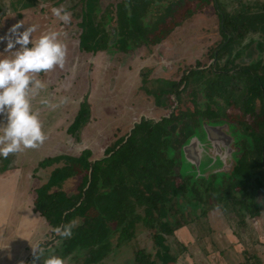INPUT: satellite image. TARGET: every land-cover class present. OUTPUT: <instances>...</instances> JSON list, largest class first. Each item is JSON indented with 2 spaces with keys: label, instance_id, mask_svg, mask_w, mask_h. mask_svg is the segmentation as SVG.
I'll list each match as a JSON object with an SVG mask.
<instances>
[{
  "label": "rangeland",
  "instance_id": "1",
  "mask_svg": "<svg viewBox=\"0 0 264 264\" xmlns=\"http://www.w3.org/2000/svg\"><path fill=\"white\" fill-rule=\"evenodd\" d=\"M39 1H41L42 4L44 3L42 1L45 0ZM122 1L123 0H97L96 3L100 8L98 15L106 12L107 15L109 14V24L115 23V21H117L115 16L117 3ZM69 2H73L80 7V3H85V0H62L63 5L69 6ZM220 3L224 10L233 14L235 17H238L239 25L245 24V27L243 28L246 30V34L243 36H237V33H235V40L232 42L231 46L224 50L223 57L220 59L218 65L223 67L227 64V66H229L227 69H230L231 71H229V73H233V67L235 65L234 61L229 63L227 61L228 59H234V57H236V52L240 51L242 56L235 58L237 65H244V63L252 65L258 60L260 66L257 72L260 75L264 74V0H220ZM214 4L215 3L211 0H154L153 3H149V8L145 15L144 22L147 24V29L142 37L137 38V40L131 39L130 45L125 51H120V48L118 49V44L111 45L110 43H107L108 46L106 45L107 47H105L107 49H102H105V52L106 50H110V53L108 56L103 55L99 58V71L115 75L116 77L114 80L116 82L119 78L118 74L122 73L123 69L130 74L131 70L133 71L139 68L142 59L151 55L154 56L151 63L156 64V67H144L142 68V72L144 73L142 75L140 74V77L146 76V78H149L150 85L158 86V83L154 82H158L159 79H163L164 77H169L172 79V82H178V84L176 83L178 87H176L179 90H182L184 82L182 81L180 83L179 81L182 80V77H184V74L187 71H190L195 67L200 69L205 68L207 74L212 76L213 71L210 70V67L213 70L216 68L214 67L215 59L212 53L223 41H225V36L220 26L221 20L219 13ZM41 8L45 10V13L48 14L47 16H52L50 12L51 5L49 3H46L43 6H38V9L42 10ZM241 13L242 16L239 17L238 15ZM85 15L86 13L82 15L84 17V21L80 25L82 28H80L79 24L73 25L71 22V25L73 26L70 28L66 26L67 30L63 31L69 35L73 33L75 39H71L72 41L70 40L72 44L68 47L66 45L64 66L55 69V72H64V70L69 71L68 75H71L73 80L61 78L57 80V86L52 83L54 88L56 86L55 92L52 89L48 90L46 87L45 89H41L32 99L33 108L39 110V116L47 136L46 140L35 148H28L17 153H10L9 156L6 157V162H3L2 166H0V170H2L1 168H4L8 171H4V169L0 171V212H2L4 216L11 212L10 205L12 201L15 199L17 193L18 195L21 193V191L18 190V185H26L27 187V191H24L20 199L28 198L31 200L29 204L32 206L33 204L31 203L34 202L35 205L34 198L37 195L35 189L42 186L40 185L41 183L47 182L51 169L57 165L54 164L47 167L39 166L36 165L38 164V160H42L44 157L49 158L50 156L58 155L59 153H66L70 150H72V154L78 153L79 155V153L82 152V148L90 145L94 156L90 159L94 161L96 158L104 157L105 148L113 146L118 137L126 134L128 135L129 130L132 128V123L129 125L128 122H131V118H133L134 121L135 115L137 114V103L133 97L135 94H133V91L131 90L132 88H130L132 92H128L126 88L122 87L124 89L122 92L123 89L118 88L117 85L114 91L115 95L112 94L111 97L113 99L112 101H115V97L118 98L119 96L121 102L125 104V108L121 111V114H119V111H116L118 109L117 102H115L114 106L111 102L105 100L107 104L110 105V107L108 106V117L110 119L114 118V120H110L113 124H104L103 128L102 123L104 122L100 114L102 104L98 105V101L96 100L95 102L94 100L93 104L95 109L97 108L96 111L98 113V115L93 118L95 119L94 126L92 125L91 128L89 126L88 128H84V134L81 135L80 138H68V140L61 145L60 137L62 134L51 131L54 125L56 126L62 121H65L66 123L60 126V129L65 132L69 121H67V119H70V121L74 120V113L76 115L81 107L80 101L87 90V76L90 81L92 78L96 81L95 85H102L103 87L98 76L93 75L92 78H89L90 72L99 68L95 63L92 70L88 68V66L92 65L91 60L87 62V58H90L88 56L92 55V49H89V54L86 51L80 52L82 54H88L86 58L81 54H77L79 50V33L85 34L87 31L88 35L94 34L92 29H89L92 24L89 25ZM72 20L76 21L75 18L71 17V21ZM54 22L56 28L59 27L62 28V30L64 29L61 22H57L56 19ZM178 22H180L179 25H177ZM170 29L174 30L166 36L167 38H163V40L161 42L159 41L157 44L154 43L156 36L162 37ZM259 43L260 45L258 47L260 50L257 48ZM261 44L263 50L261 49ZM98 50V48L93 49L94 52H97ZM248 52L253 53V58L250 59V61L246 60L247 62H244L241 58L248 56ZM96 54H99V52ZM137 58L141 60L133 66L132 63H134ZM110 62H113L115 65L111 70L108 67ZM115 69H118L119 73ZM99 71H96L95 73ZM163 71H166V73ZM55 72L53 75H55ZM115 72L116 74H114ZM136 75V79L139 81L140 78L138 77V72ZM247 76V74L246 76L244 74L242 77L236 76V79L229 83L227 90L223 94H216L212 99L208 97V90L205 88V85L190 82L188 85L189 87L186 90H182L181 96L178 97L174 93H172L171 96H164V99H167L168 104L165 108L156 107L155 110H157V114L155 113V118L159 117L162 113H164L162 116L171 115V117H177L172 118L173 124L169 127L171 130L178 132L179 139L181 140L186 137L189 130H195L193 126L194 120L197 121L198 119L199 121H202L208 119L206 116L207 113L202 114V112H205L206 110L214 113L222 111L226 116L229 115L225 118V122L229 124L232 133L234 130H237V128L244 131V125L238 126L239 122L237 121L242 118L240 114L243 113L242 110L245 100L247 97L252 98L251 93L253 94L254 91L252 89V92H249L248 88H246L247 85L251 84V80L250 78H247ZM151 80L155 81L152 82ZM73 81L75 82L74 86L72 84L70 85ZM109 89L111 90V88ZM99 93L97 95H99ZM234 95H238L233 99L234 102L229 101L231 100L230 97H234ZM45 98L49 101L48 105L40 103L41 99ZM73 99L76 100L75 104L72 103ZM253 103L255 104L256 110L260 111L262 102L260 101L259 96L253 99ZM250 104H252V102ZM102 110L104 111V109ZM183 112L189 113V115L185 116ZM66 116H69V118ZM231 116L232 118L230 119ZM123 118L126 119L123 120ZM179 118L180 121H178ZM157 119H160V117L156 118V120ZM99 123L100 128H98ZM79 128L80 125L77 128V131ZM75 133L76 129L73 125L70 129V134L73 135ZM90 137H92L91 139H93V141L88 144L86 139L89 140ZM80 139L81 141L83 139V142H80ZM119 141H122L121 138H119ZM124 143L125 141L119 143V146ZM240 155L241 153L238 152L237 156ZM13 158L15 159L12 160ZM164 160V157L156 158V164H154V167L160 166V164L164 163ZM150 167L154 168L152 166ZM9 170L12 172H9ZM79 170L80 168H77V171ZM79 172L62 182L58 189L64 190L69 195L77 194L79 192V183L83 173ZM154 172L158 174V169ZM150 177L151 178H147V181L145 182L141 179L139 187L146 195L160 193L161 190L156 186L157 180L153 174ZM175 177L176 176H174V178ZM176 181L181 182L182 180H180V177H176ZM222 182V184L220 183V185L217 186L219 189V195L213 194L211 195L212 197H209L208 194L205 195V197L203 196L204 199L197 200L198 196H195L194 193L187 190V192L182 191L178 196L168 194V199L164 204L162 202L158 203V206L164 205L166 209H168V213L163 219H168L171 225H174L176 220L181 221L183 224L181 227L175 229L173 234H166L167 238L165 240V243L170 247L169 252L171 255L179 258L178 261L186 256H193L192 260L195 261L197 257H199L197 254L198 246H201L203 243L212 242L211 240H213L214 234L221 231L219 230V225H215L212 220V211L215 205L222 202L224 206L223 211H221L222 215L224 216L225 214H228L232 218H240L239 215H241L240 213H243L244 209L242 207L244 206H247L248 209L252 210V205L248 201L253 199V195L248 201L245 198L241 199L240 193L236 194L240 191V186L238 185L234 187V191H230V195L223 197V200L220 201V199H222L221 193L228 188H231L227 180L223 179ZM250 182L251 184H249V182L247 184L250 185L248 190L253 188L257 197L264 194V188H262L261 191L257 181L251 179ZM259 184L262 185L260 182ZM86 187L87 184L83 189ZM54 189H57V187H53L50 192ZM250 192H252V190H250ZM235 195H237V198L234 197ZM28 199L25 201L26 203L28 202ZM81 199L82 196L79 197V201ZM145 205L146 204L137 205L134 213L129 211L127 213V218L123 220V223L119 219H108L107 224L110 227V234L107 239L109 242L108 252L100 261L90 264H134V262H137L136 257L138 255H144V258L147 259V262L144 264H149L152 260L155 261L154 264H164L157 255L160 246L154 237V233L161 231L162 229L160 227L161 220L158 219L160 216L158 212H154V217L152 218L145 216ZM254 208H256V206ZM89 210L90 214L97 213V209L94 207H91ZM16 212L17 213L15 214H12V212L11 215L9 214L11 217L10 221H20L21 216L23 218L32 215L31 212L22 208H19ZM136 216H138V218L135 219L134 224H128V221ZM146 217L147 220L150 221L149 223L146 222ZM245 219L248 218L246 217ZM231 222L233 225L237 224V220ZM19 224V222L14 224L13 231L15 234H17L16 230H19L20 228ZM183 227L186 229L184 230ZM123 228L127 229L128 234L125 236V239L120 240ZM46 229L47 237L45 238V241H43L45 243L43 246L39 247L41 250V261L49 254H56L66 258V264H83L85 262L90 247L83 249L75 248L65 256L66 253H64L63 250L62 237H58L57 234L52 231L53 228ZM234 229L238 230V227L234 226ZM182 233H188V236L184 238L181 236ZM222 235V233L219 234L221 238ZM29 236L30 237L28 238L31 239L32 234H29ZM34 236L35 235H33V237ZM222 240L224 241V238H222ZM25 241L27 243L26 239ZM186 245H188L189 249H187ZM229 250L233 251V249ZM181 255L183 256L180 259ZM32 261H34V258ZM35 264H40V262L36 260Z\"/></svg>",
  "mask_w": 264,
  "mask_h": 264
},
{
  "label": "trees",
  "instance_id": "2",
  "mask_svg": "<svg viewBox=\"0 0 264 264\" xmlns=\"http://www.w3.org/2000/svg\"><path fill=\"white\" fill-rule=\"evenodd\" d=\"M148 3L149 0H128V3L117 4L115 13L116 20H118L117 41L124 42L126 41V37L136 40L142 37L147 29V24L144 22V19ZM86 5L88 7L86 17L92 20L90 14L96 10V3L92 2L89 5L87 0ZM219 15L222 32L225 34V37H231V40L225 46L227 47L234 39L233 35L235 33H237V36H242L246 32L243 28L245 24L239 25L237 17L231 16L224 10ZM130 21L133 23V27L127 28L126 26ZM91 29L94 33L93 35H88L87 31L83 34V47H87V50L90 48L93 50L94 48L106 45L104 36H102L103 39L98 37L99 28ZM170 31L171 29L162 37L156 36L154 43L166 38ZM91 38L92 40L89 41ZM121 47L126 48L124 45ZM256 68L254 66L249 71L256 72ZM250 77L256 82L257 87L259 86V89H261L264 76L255 77L250 74ZM186 78L187 83L191 80H203L206 89L209 91V95L214 93L221 94L225 88L224 78H218L217 82L216 78L214 80L206 77V74L202 71L192 70L186 75ZM86 109L83 105L76 119L72 122L71 128L74 125L77 131V128L87 115ZM164 134V124L157 123L155 126H151L148 122H143L138 125L125 143L115 149L109 157L91 161L92 151L84 148L79 153V155L81 154L80 156L78 154L71 155L62 153L55 157H46L40 162V166L44 167L54 164L57 165L51 169L47 182L35 189L37 192L35 196L36 209L42 213L52 227L69 223L72 225L71 236L62 238L63 250L66 253L65 256L75 248L83 249L90 247L89 254L83 264L100 261L109 249V242L107 241L110 234V227L107 224L108 219H119L123 223L129 211L134 213L137 205L146 204L145 216L152 218L154 217V212H158L160 216L158 219L161 220V231L154 233V237L160 246L157 255L160 257L162 263L174 258L169 252V245L165 243L167 238L166 234H173L175 229L181 227L183 224L181 221L176 220L175 224L171 225L168 219H163V217H166L165 215L168 213V209L164 205L158 206V203L162 202L164 204L168 199V194L178 196L182 191L187 192L190 181L185 179L184 181L177 182L176 178H174L171 169L173 162L169 159L168 155L166 156L165 154L163 156L161 153L165 151L168 143L166 134L164 139ZM158 157H164V163H162L163 165L160 164V166L154 167L156 158ZM254 167L255 165L251 161H247L245 158L241 159L237 165V169L242 177L238 180L247 182L253 179ZM77 168H80V172L77 171ZM157 169L158 174L154 172ZM78 172L83 173L77 194L69 195L64 190L58 189L62 182L78 174ZM152 174L157 180L156 186L161 192L146 195L139 187V184H141V179L145 182L147 178H151L150 176ZM255 178L260 180L257 176ZM86 184L87 187L83 189ZM53 187H57V189L50 192ZM195 188L198 189L197 186ZM80 196H82V199L79 201ZM200 198L202 197L200 196ZM91 207L96 208L97 213L90 214L89 209ZM136 218L138 216L131 218L128 224L133 225ZM146 222L149 223L150 221L147 220ZM127 234V229L123 228L120 240L125 239ZM136 260L137 262L135 264H144L147 262L144 255H138ZM154 263L155 261L152 260L149 264Z\"/></svg>",
  "mask_w": 264,
  "mask_h": 264
},
{
  "label": "flooded vegetation",
  "instance_id": "3",
  "mask_svg": "<svg viewBox=\"0 0 264 264\" xmlns=\"http://www.w3.org/2000/svg\"><path fill=\"white\" fill-rule=\"evenodd\" d=\"M96 1L97 0H88V4L91 5L92 2L96 3ZM123 1L120 3H124V2L128 3V0H125L124 2ZM211 1L215 3L214 5L218 13H221V11L224 10L222 8V4L220 3V0H211ZM153 2L154 0H149V3H153ZM149 3H148V6H149ZM96 7H97L96 10L90 14V17L92 19L91 20L92 25H90V29L91 27L94 29L99 28V35H98L99 38L104 36V39H106L107 43H110L111 45L118 44L119 46L118 48L120 49L122 48L121 46L124 45L126 46V49H127V47L130 45V40L132 38L126 37V41L124 42L117 41L118 20L115 21V23L113 24H109V19H108L109 14L107 15V13L105 12L104 14L98 15L100 8L97 3H96ZM148 8H147V11H148ZM224 11L230 14L228 11L226 10ZM230 15L234 16L233 14H230ZM238 16L239 17L242 16V13ZM237 22H238V17H237ZM132 24L133 23L130 21L128 22V25L126 27L132 28L133 27ZM179 24L180 22L177 23V25ZM245 34L246 33H244L243 35ZM233 36H234V39L228 44L227 47H225L226 44L231 40V37L229 36L225 37V41H223L212 53L215 59L214 67H216L214 68V70L211 69L210 67V70L213 71L212 76L207 74L205 68L200 69L198 67H195L194 69L187 71L184 74V77H182V80L179 82L180 83L182 81L184 82L182 86V90H186L189 87L188 85L190 82H195L201 85H205L203 80L202 81L201 80H198V81L191 80L189 83H187L186 75H188L189 72H191L192 70L202 71L204 74H206V77H210L214 80L216 78L217 82H218V78L222 77V79L223 78L225 79V88L221 93L223 94L227 90L229 83L232 82L234 79H236V76L242 77L244 74L245 76L247 74L248 75L247 78H250L251 84L247 85L246 88H248L249 92H252V89L254 91H253V94L251 93L252 98L247 97V99L244 102V107L242 110L243 113L240 114L242 118H240L238 121L236 120L237 122H239L238 126L244 125V131H242L240 128L239 129L237 128V130H234L232 133L229 124L225 122L226 121L225 118H227L229 115L226 116L222 111L214 113L212 111L206 110L205 112H202V111L201 112L202 114L207 113L206 116L208 119L202 120V121H199L198 119L197 121L194 120L193 126L195 130H189L188 134L186 135L184 139L182 140L179 139L178 132L173 131L170 128L171 127L170 125L173 124L172 118H177V117H171V115L162 116V114H164L162 113L159 116L160 119L156 120V118H159V117L155 118V113L157 112V110H155L156 107L165 108L166 105L168 104L167 99L165 100L164 96H171L172 93H174L178 97L181 96L182 90H179L177 88L178 82H175V84L177 83L175 85L174 82L171 81L172 79L169 77H164L163 79H159L158 82H154L155 80H151L154 83H158V86L155 85L156 86L155 87L153 85H150L149 78H146V76H144L143 77L144 82H142V85L139 86L140 92L144 96L143 99H141L143 102L142 104H140V106L143 107L140 109L141 113L138 119H136L134 123L132 124V128L129 130L128 135L126 134L124 135L125 137L123 136L119 137L122 140L121 142L126 141L129 138V136L132 134V132L138 127V125L142 124L143 122H148L151 126H155V124L157 123L164 124L165 134L167 136L166 138L168 139V143H167V146L165 147V151L161 153H163V156H165V154L166 156L168 155L169 159L173 162V166L171 169L173 171L174 176L180 177V180L182 181H184L185 179L190 181L188 184L189 185L188 190L191 193H194L195 196H198L197 200L204 199L203 196L205 197V195H208V194H209L208 195L209 197H212L211 195L213 194L219 195V192H218L219 189L217 188V186L220 185V183L221 184L223 183L222 182L223 179L228 181L231 188H228L223 193H221L222 199H220V201L223 200V197L230 195V191L231 190L234 191V187L236 185L240 186L239 187L240 191H238L236 194L240 193L241 199L243 198L250 199L252 195L253 197H257L256 194L254 193L253 188L250 189L252 190L253 193L250 192V190H248L250 185H247V184L248 182L249 184H251L250 181L242 182L238 180L239 178L242 177V175L239 174L237 165L239 164L240 160L244 158L247 161H251L255 165L253 169V173H254L253 179L257 181L258 186L261 188V191H262V188H264L263 186V183H264V81H263V84L261 85V89H259V86L257 87L256 82L251 78L252 76L250 77V74L254 75L255 77L261 76L257 72L260 66L258 60L252 65H248L246 63H244V65H237L235 58L242 56L240 51L236 52L235 54L236 57H234V59H228L227 61L228 63L231 61H234L235 65L233 67V70H234L233 73H229L230 69H227L229 67L227 66V64H225L223 67H220L218 65L220 59L223 57L224 50L228 48L229 46H231L232 42L235 40L236 38L235 34ZM259 45L260 43L257 45V48L260 50V48L258 47ZM261 49H262V44H261ZM252 58H253V53L248 52V56H244L241 59L244 62H247L246 60L250 61V59ZM254 66L257 67L256 72L249 71L253 69ZM95 72H94V75H96ZM114 74H116V72ZM262 76H264V74H262ZM115 77L116 76L113 74L110 75L109 81L115 82L114 80ZM89 78H91V75L89 76ZM88 80L89 79L87 76V82H88L86 83L87 90L83 98L80 101L81 107L79 108L80 110L82 106L84 105L85 108H87L86 109L87 116L84 118V120L80 124V128L78 130L79 133L76 131L75 135L77 138H79L82 135L80 134V130L82 126L87 125L86 127L89 126L90 128L92 127V125L94 126L95 119L93 118L94 116L98 115V113L96 111L97 108L95 109L93 102L94 100L95 102L97 100L98 105H99V100L102 97L99 91L103 89V91L107 92V89L112 87V86L110 87L107 84V82L105 83V85H103V87L102 85L101 86H98V85L91 86L92 83L90 80L89 81ZM94 83H96V81H94ZM98 93L99 95H97ZM104 94L105 93H103V95ZM207 95L210 99H212L214 98L216 93L209 95V91H207ZM235 96H238V95H234V97H230L231 100L229 101L234 102L233 99L236 98ZM257 96H259V99L262 102L260 111L256 110L255 104L253 103V99ZM251 102L252 104H250ZM102 109H104V111ZM102 109L100 108V114H101L103 122L105 124H109V123L113 124L110 120L112 119L114 120V118L110 119L108 117L109 116L108 105H106L105 108L102 107ZM79 110L77 112V115L79 113ZM183 113L185 116L189 115V113H185V112ZM76 116H75V119H76ZM231 118L232 116L230 117V119ZM124 119L125 118H123V120ZM178 121H180V118L178 119ZM165 134H164V139H165ZM118 139L116 140L113 146L111 147L108 146L105 148L104 157H101L98 159L96 158L94 161L100 160L105 157H109L114 152L115 149L119 148L121 146V145L119 146V143L121 142ZM80 142H81V139H80ZM87 146L88 147H85V149H90L92 151V149L90 148V145H87ZM238 152L241 153L240 156H237ZM77 154H73V155H77ZM93 157L94 156H93V151H92V155L90 158H93ZM255 175L259 177L260 180L256 179ZM259 182L262 183V185H260ZM196 186L198 189L195 188ZM190 187L192 188L194 187V188L190 189ZM200 196L202 198H200ZM234 197L237 198V195H235ZM221 204L223 205V203L220 202L217 205H215L213 208H216L217 206H220Z\"/></svg>",
  "mask_w": 264,
  "mask_h": 264
},
{
  "label": "crops",
  "instance_id": "4",
  "mask_svg": "<svg viewBox=\"0 0 264 264\" xmlns=\"http://www.w3.org/2000/svg\"><path fill=\"white\" fill-rule=\"evenodd\" d=\"M42 2L44 3L41 4V1L39 0H0V25H2V27H0V35H2L11 24L15 23L18 20H23L25 24L35 23L39 25L37 32L33 34L34 36H38L40 32L42 31L56 28L55 27L56 25L54 22L55 18L50 15L47 16L48 14L45 13V10L43 8H41L42 10L38 9V6H43L46 3L47 4L49 3L52 8L54 6L61 5L62 0H45ZM68 4L69 6L63 5V4L62 5L71 13V17L75 18L76 21L70 20L69 23L63 24L64 26L63 31L67 30L66 26H68V28L76 24L77 25L79 24L80 26L82 22L84 21V17L82 15H84L88 10V7L86 5L87 4L86 0H85V3H80V7H78V5L74 4L73 2H69ZM87 20L90 25L92 21L90 19H87ZM71 22L73 23V25H71ZM80 28L82 27L80 26ZM83 38H84L83 33H79V50H78L79 53L77 52V54H81L82 56L86 58L90 50L89 49L87 50V47H83L82 45ZM101 38L103 39V37ZM63 39H64L65 44L68 47L70 44H72L71 39H75V38L73 36V33L71 35L64 33ZM90 40H92V38L89 39V41ZM157 43L159 42H156L155 44ZM106 45L108 46L107 42H106ZM106 45L99 47L98 48L99 50L97 52H94L92 50V55L88 56L90 58H87V62L91 60L92 65L88 66V68L90 69L93 68L94 63L96 64V66H98L99 64L98 61H100L99 58L101 56L103 55L108 56V54L110 53V50H106V52L104 51L105 49H107L105 48L107 47ZM0 47H2V45H0ZM102 48H105V49H102ZM121 50L125 51L126 48H121L120 51ZM81 51H86L88 52V54L87 55L82 54L80 53ZM98 52L99 54H96ZM116 54H119V53H116ZM153 57L154 56L150 55V56H147V58L142 59V60L137 58L136 61L132 63V65L135 66L139 62V60H141L142 62L139 68L133 71L131 70V73H130L131 75L127 73L126 71H124L123 69L122 73L118 74L119 78L116 82L109 81L110 74L107 72L99 71L100 67L98 66L99 68L95 70L99 72H97L95 76L99 77V80L101 83H103V85H105V83L107 82V84L110 87L112 86L111 90L108 88V92L103 91V89L100 91L101 93L100 95H102V97L99 100V104L100 105L102 104L101 106L105 108L106 105L110 107V105L107 104L106 101L111 102V104L114 106H115V102H117L118 109L116 111H119V114H121V111L125 108L124 106L125 104L121 102L119 96L118 98L115 97V101H112L113 99L111 96L112 94L115 95L114 91L117 85H118V88H121V89H123L122 87L126 88L128 92L132 90L133 94H135L133 96L134 100H136V103H137V106H136L137 114L135 115V120L138 119L141 113L140 109L143 108L142 106H140V104H142L143 102L141 99H143L144 97L141 94L140 88H139V86L142 85V82H144L143 81L144 76L140 77V74L142 75L144 73L142 72V68L144 67H148V68L156 67V64L151 63ZM108 67L111 70L115 67V65L113 62H110ZM55 69L56 68H54L53 70L49 71L46 74L40 75L39 78L45 83V87L43 89L47 87L48 90L52 89L55 92L56 86H57V83H56L57 80L61 78L66 79V80L67 79L73 80V78H71L72 76L68 75L69 71L64 70V72L62 71L55 72ZM95 70L93 72H90L91 78L94 75ZM127 71H128V67H127ZM153 71H156V70H153ZM54 72H55V75H53ZM117 72L119 73L118 69H117ZM137 72H138V77L140 78L139 81L138 79H136ZM163 72L166 73V71H163ZM52 83L56 85L55 88ZM91 83H92L91 86L95 85L93 79H91ZM71 84L74 86L75 82L73 81L72 83H70V85ZM130 88L132 89L130 90ZM123 91L124 89L122 90V92ZM102 92L105 94L103 95ZM75 101L76 100L73 99L72 103L75 104ZM76 115L74 113V119ZM66 117L69 118V116H66ZM131 119H132L131 122L130 121L128 122L129 125L130 123L133 124L135 121V120L133 121V118ZM0 120H3V117L0 116ZM67 121H68V124H67V128L65 132L60 129V126L66 123L65 121H62L60 124L56 126L54 125L53 129L51 130V131H55L57 133L62 134L63 137L62 136L60 137L61 145L62 143H65V141L68 140V138H72V139L77 138L75 135L76 133L73 135L70 134L71 125H72V122H74V120L70 121V119H67ZM102 124L104 128L105 123H102ZM86 126L87 125L82 126L80 134L82 135L84 134L83 132L84 128H88ZM98 128H100V123H99ZM123 137L125 136L123 135ZM91 138L92 137H90L89 140L86 139L88 144L91 141H93V139ZM81 142H83V139ZM84 148H82L81 150H83ZM71 151L72 150L66 152V154L73 155ZM55 156L57 155L50 156V157H55ZM45 158L46 157H44L43 159ZM14 159L15 158H13L12 160ZM40 160H38V164L36 165L40 166V162L42 161ZM0 161H1L0 166H2L3 162H6V158H0ZM1 169L3 170L4 168H1ZM4 171H7V169H4ZM9 172H12V171L9 170ZM43 183H41L40 185H42ZM18 188H19L18 190H20L21 193L19 195L17 193L15 199L12 201L10 205V211L12 212V214H15L17 213L16 211L19 210V208H22V209H25L31 212V214L34 216L30 215V216L23 217V218L21 216L20 221L18 220L10 221L11 212L9 213L10 215L7 214L5 216L3 215L2 212H0V240H1L0 242V264H32L33 262L32 260L34 258L33 248L37 245L41 247L45 243L43 241H45V238L47 237L46 228L48 229L54 228L48 223V221L42 215V213L36 209V205H34V202L31 203L33 204L31 206L29 204L31 200H29L28 198L20 199L24 191H27L26 185H18ZM27 199H28V202L26 203L25 201ZM246 200L248 201L250 199H246ZM248 202L252 205V210L248 209L247 206L242 207L244 211L243 213H240L241 214L239 215L240 218H232L228 214H225L223 216L221 211H223L224 206L222 204L213 209L212 220L215 225H219V230L221 231L214 234L213 240H211L212 242L203 243L201 246H198L197 254L199 257H197L195 261L192 260L193 256H189V257L186 256L187 258L186 257L182 258L183 255H181L180 259L182 258L184 260L181 259L178 261L179 258L172 255L174 258L173 259L171 258L170 261L165 262L164 264H264V194H261L258 197H253V199H251ZM255 206L256 208H254ZM246 217L248 219H245ZM235 220H237V224L233 225L231 221H235ZM17 222L20 223L19 224L20 228L19 230H16L17 234H15L13 231V228H14V224ZM234 226L238 227V230L234 229ZM185 229L186 228H184V230ZM220 233L223 234L222 238H224V241L219 236ZM29 234H32L31 239L28 238L30 237ZM33 235L35 236L33 237ZM181 236L185 238L186 236H188V233H182ZM25 239L27 240V243ZM186 247L187 249H189L188 245H186ZM227 248L233 249V251Z\"/></svg>",
  "mask_w": 264,
  "mask_h": 264
},
{
  "label": "clouds",
  "instance_id": "5",
  "mask_svg": "<svg viewBox=\"0 0 264 264\" xmlns=\"http://www.w3.org/2000/svg\"><path fill=\"white\" fill-rule=\"evenodd\" d=\"M56 21L67 24L71 13L61 4L50 9ZM2 27V25H0ZM39 25L18 20L0 35V158L43 143L47 136L32 99L45 87L39 77L54 68H62L66 44L62 28L37 32ZM41 104L49 101L41 99ZM72 225H58L52 229L59 237L71 236ZM34 261L40 264H66V258L49 254L41 261L39 246L33 248Z\"/></svg>",
  "mask_w": 264,
  "mask_h": 264
}]
</instances>
